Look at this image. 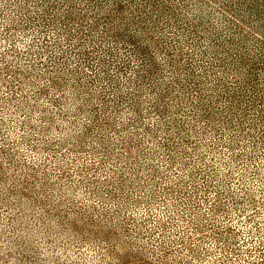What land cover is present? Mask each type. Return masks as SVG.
I'll return each instance as SVG.
<instances>
[{"label":"trees","instance_id":"obj_1","mask_svg":"<svg viewBox=\"0 0 264 264\" xmlns=\"http://www.w3.org/2000/svg\"><path fill=\"white\" fill-rule=\"evenodd\" d=\"M6 2L0 5V22L7 17L0 31L12 34L6 37L11 38L8 46H0V80H7L5 97L20 114L13 110L0 119V151L27 153L20 144L29 152L37 145L52 146L57 135L25 127L24 122L33 126V120L19 104H34L44 93L47 101L39 104L43 111L53 116L67 112L59 104L68 97L58 90L59 77L45 74L67 76L76 68L80 72L72 86L85 78V96L94 99L82 111L102 118L108 133L122 141L120 150L132 145L135 159L141 153L149 163L163 160L162 172H174L169 183L174 178L195 183L191 193L199 195L198 204L210 197L212 205L225 190L229 193L230 186L218 177L224 171L220 164L227 166L226 174H241L264 161V0ZM16 31L30 38L21 44L23 37ZM14 56H29L30 64H13ZM17 138L21 143L14 146ZM120 150L117 154L125 153ZM99 152L104 163L97 168L106 175L117 163L109 162L108 152ZM200 175L199 184L194 179ZM129 193L152 200L130 187ZM118 194L106 190L105 196ZM104 207L112 214L118 204ZM148 208L141 212L142 224L153 216ZM124 209L133 212L129 206Z\"/></svg>","mask_w":264,"mask_h":264},{"label":"rangeland","instance_id":"obj_2","mask_svg":"<svg viewBox=\"0 0 264 264\" xmlns=\"http://www.w3.org/2000/svg\"><path fill=\"white\" fill-rule=\"evenodd\" d=\"M7 4L0 0L1 6ZM9 32L0 31V36L7 33L0 37L1 47L8 46ZM16 33L23 37L21 44L30 38L27 32ZM28 59L14 56L13 64L28 66ZM78 72L75 68L67 76L45 74L59 77L58 90L68 93L59 104L67 112L53 116L43 111L39 104L47 101L44 93L34 104H19L33 120V126L24 122L25 127L57 136L51 138L52 146L37 145L30 151L33 160L24 144L20 145L27 153L0 151V264H264V161L254 169L250 164L241 174L239 170L226 174L227 166L220 164L224 171L218 177L225 187L230 186L229 193L223 188L214 206L210 197L198 204L199 195L191 193L195 183L178 178L169 183L174 172L172 168L162 172L163 160L155 158L152 165L141 153L135 159L132 145L120 150L122 141L108 133L102 118L82 111L94 99L85 96V78L72 86ZM3 81H7L4 76L0 119L14 111L20 114L10 97H5L8 88ZM40 121L46 124L38 126ZM16 133L22 132L17 128ZM18 143L19 138L14 146ZM101 149L114 159L109 158L110 163H117L106 175L97 168L104 163L99 162ZM117 150L125 153L117 154ZM199 178L194 181L200 184ZM129 187L152 200L127 194ZM113 189L118 196L106 197V190ZM107 204H118L117 209L111 208L116 213L107 214L103 208ZM127 206L132 214L129 209L125 212ZM148 206L153 216L142 224L141 212Z\"/></svg>","mask_w":264,"mask_h":264}]
</instances>
